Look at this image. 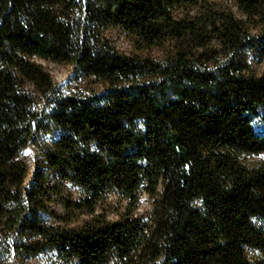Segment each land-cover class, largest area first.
<instances>
[{"label":"trees","instance_id":"obj_1","mask_svg":"<svg viewBox=\"0 0 264 264\" xmlns=\"http://www.w3.org/2000/svg\"><path fill=\"white\" fill-rule=\"evenodd\" d=\"M34 58L105 90L66 94ZM263 156L264 0H0V264H264ZM55 196L91 219L44 223Z\"/></svg>","mask_w":264,"mask_h":264},{"label":"rangeland","instance_id":"obj_2","mask_svg":"<svg viewBox=\"0 0 264 264\" xmlns=\"http://www.w3.org/2000/svg\"><path fill=\"white\" fill-rule=\"evenodd\" d=\"M104 35L113 43V46L120 53L127 56H142L148 57L150 59H162L166 55L167 48L162 46L151 47V49H138L133 40L126 36L121 30L118 29H107ZM34 63L39 65L43 70H45L53 82L56 83L61 90L66 94H83L90 95L92 92L101 93L105 90V86L93 77L86 78L80 72H77L72 67L64 64H55L45 60H39L34 58L32 60ZM30 90L32 88L30 87ZM21 157L25 159L31 165V174L37 170L36 167V149L33 147L28 148L21 153ZM264 157V156H263ZM56 181V176L51 177V183ZM62 195L67 200H77L79 198L80 192L77 191L75 187L70 184H64L61 186ZM49 205V210L47 214L42 215V220L46 224L51 225H64L68 223L69 227L80 226L84 221L90 220L91 216L85 214V212L77 211H66L59 205L56 198ZM149 198L142 196L140 200V207L137 214L140 215L150 209ZM126 201H123L118 195L110 193L106 198L102 199L97 203L95 209V215L104 216L106 220H114L119 217L121 213L126 210ZM61 220H60V219ZM65 221V222H64ZM3 264H59L55 257V253L43 252L38 255L25 257L21 259H16L12 254L9 258H5ZM113 264V263H108Z\"/></svg>","mask_w":264,"mask_h":264}]
</instances>
